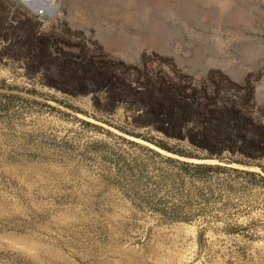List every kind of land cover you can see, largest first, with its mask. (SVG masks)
Segmentation results:
<instances>
[{
  "label": "rangeland",
  "instance_id": "374dc122",
  "mask_svg": "<svg viewBox=\"0 0 264 264\" xmlns=\"http://www.w3.org/2000/svg\"><path fill=\"white\" fill-rule=\"evenodd\" d=\"M25 1L0 0L1 17L61 54L136 86L163 77L198 99L204 89L216 106L234 101L254 129L264 124V0ZM2 34L0 93L20 98L0 97V264H264V187L234 173L184 175L137 144L219 162L131 134L263 165L264 149L191 145L170 126H145L142 104L68 84Z\"/></svg>",
  "mask_w": 264,
  "mask_h": 264
},
{
  "label": "trees",
  "instance_id": "16d2710c",
  "mask_svg": "<svg viewBox=\"0 0 264 264\" xmlns=\"http://www.w3.org/2000/svg\"><path fill=\"white\" fill-rule=\"evenodd\" d=\"M1 32H4V36L3 34L2 36L8 39V46L21 49L25 55L39 57V64L45 65L46 70H48L47 66L50 65V70H55L56 75L60 73L64 82L80 87H100L104 85L107 88L109 99L118 101L133 99L142 104L143 106L137 110L139 111L138 116L142 118L141 122L145 126L151 125V122L163 124L159 131L165 134H167L168 126H170L169 129L176 131L174 133L177 135L176 137H186L191 145H195L196 142L206 141L211 143L214 141L215 144L227 146L229 149L234 147L239 148L238 150H245V148L264 149V124H259L258 129H254L251 121L246 119L244 113L232 100L224 101V106H216L210 103L204 89L203 96L198 99L194 94L183 93L186 90L182 83L173 82L163 77H156L141 86L133 85L123 73L116 72V70H107L91 58L77 60L70 54H61L55 50L56 43L47 38L46 34H30L26 26H20L14 21L7 23L5 18L0 15ZM63 80L59 81L63 82ZM54 85H56L54 81L47 83V86ZM0 87L2 86L0 85ZM88 91L87 89L85 92H92ZM0 97L7 99L20 98V96L11 93H0ZM131 135L140 137L179 157L198 160L215 158L219 162L213 164L182 160L164 156L147 146L137 144L140 148L172 163L184 175L202 179L205 176L218 175L223 172L234 173L244 177L250 184L264 187V165L261 162L245 161L237 158L224 160L225 158L212 154L200 157L169 147L162 141L154 142L141 135ZM231 163L255 166L259 171L227 166ZM172 209L174 208H170L171 211L167 213L163 211V213L173 220L187 219L174 214L175 212Z\"/></svg>",
  "mask_w": 264,
  "mask_h": 264
},
{
  "label": "bare ground",
  "instance_id": "6f19581e",
  "mask_svg": "<svg viewBox=\"0 0 264 264\" xmlns=\"http://www.w3.org/2000/svg\"><path fill=\"white\" fill-rule=\"evenodd\" d=\"M29 3H31L32 5H37V4H43V5H49L50 0H27ZM53 4V3H52ZM33 7V6H32ZM49 8V7H48Z\"/></svg>",
  "mask_w": 264,
  "mask_h": 264
},
{
  "label": "water",
  "instance_id": "95a60500",
  "mask_svg": "<svg viewBox=\"0 0 264 264\" xmlns=\"http://www.w3.org/2000/svg\"><path fill=\"white\" fill-rule=\"evenodd\" d=\"M25 3H26L27 5H29V6H31L27 1H25Z\"/></svg>",
  "mask_w": 264,
  "mask_h": 264
}]
</instances>
